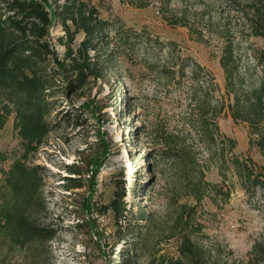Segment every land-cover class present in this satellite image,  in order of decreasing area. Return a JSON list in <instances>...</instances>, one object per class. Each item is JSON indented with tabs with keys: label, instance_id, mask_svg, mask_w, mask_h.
<instances>
[{
	"label": "rangeland",
	"instance_id": "rangeland-1",
	"mask_svg": "<svg viewBox=\"0 0 264 264\" xmlns=\"http://www.w3.org/2000/svg\"><path fill=\"white\" fill-rule=\"evenodd\" d=\"M87 1L113 25L112 67L68 100L57 96L58 109L72 101L82 120L73 125L56 109L57 123L26 162L41 178L36 222L53 235L33 248L0 236V264H115L119 249L130 251L133 264H174L183 234L205 264H254L253 245L264 244V192H246L231 165L221 173L219 160L230 153L222 137L234 139L231 152L258 170L264 158L249 124L231 116L220 56L231 44L242 89L264 82V37L251 30L253 5L262 0ZM50 30L62 57L55 39L62 30ZM0 151L4 169L22 152L13 113L0 130ZM71 163L83 186L67 190L62 177ZM116 184L124 185L130 207L119 222L110 210H95ZM9 196L0 173V206Z\"/></svg>",
	"mask_w": 264,
	"mask_h": 264
},
{
	"label": "trees",
	"instance_id": "trees-1",
	"mask_svg": "<svg viewBox=\"0 0 264 264\" xmlns=\"http://www.w3.org/2000/svg\"><path fill=\"white\" fill-rule=\"evenodd\" d=\"M253 6L252 34L264 37V0ZM55 24H59L62 30L55 37L64 47L62 57L51 44L50 29ZM111 26L110 20L101 17L98 9L87 0H63L54 6L47 5V0H0V130L13 113L22 142L21 154L7 169L1 167L6 155L0 151V173L11 190V196L5 197L0 206V236L7 237L17 247L33 248L53 235L50 228L36 222L34 211L40 203L37 194L41 178L34 166L27 165V158L57 123L52 117L56 109L63 118L73 117V125L82 120H79L81 111L72 101L65 111L58 109L57 96L60 94L68 100L88 82L97 80L111 69L113 57L108 42ZM114 28L117 30L116 26ZM79 33L82 38L76 44ZM220 64L226 92L233 96L228 105L231 116L249 124L250 133L257 135L253 142L264 158V82L248 90L242 89L241 81H237V60L229 43L223 47ZM241 93L244 98L240 97ZM213 124L218 130L215 121ZM204 126L207 130L208 125ZM207 135L215 140L211 132L207 131ZM225 141L230 153L226 158L222 155L219 160L221 173L225 175L223 167L226 170L231 165L246 192L254 193L256 188L264 192V163L258 170L251 158H240L231 152L234 139L225 135L221 144L224 145ZM65 170L68 174L62 179L67 190L83 186L78 164H66ZM92 194L83 205L88 212L92 210ZM125 194L124 185L116 184L113 197L108 203L95 207L96 212L104 214L110 210L115 222L126 219L130 207L126 206ZM138 216L147 219L142 209ZM135 224L139 223L136 221ZM92 226H96L95 220ZM124 250L119 249L121 259L115 264H133L132 254ZM178 251L179 257L170 262L205 264L200 255L201 248L187 235L181 236ZM253 252L254 264H264V244L254 243Z\"/></svg>",
	"mask_w": 264,
	"mask_h": 264
}]
</instances>
